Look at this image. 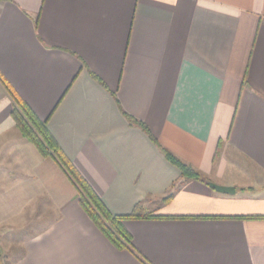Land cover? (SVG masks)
<instances>
[{"label": "crops", "instance_id": "crops-1", "mask_svg": "<svg viewBox=\"0 0 264 264\" xmlns=\"http://www.w3.org/2000/svg\"><path fill=\"white\" fill-rule=\"evenodd\" d=\"M0 74L112 214L153 215L112 245L0 82L11 264H264V0H0Z\"/></svg>", "mask_w": 264, "mask_h": 264}, {"label": "trees", "instance_id": "trees-1", "mask_svg": "<svg viewBox=\"0 0 264 264\" xmlns=\"http://www.w3.org/2000/svg\"><path fill=\"white\" fill-rule=\"evenodd\" d=\"M0 82L4 85L13 100L11 114L16 127L20 130L22 135L37 148L42 156L52 157L62 167L77 190L78 203L81 208L110 243L118 249H128L132 251L131 234L124 228L123 221L127 219L148 218L153 215L147 212L140 203H137L129 214H112L86 180L78 173L72 163L63 154L48 131L46 120H40L36 116L30 107L15 93L1 74ZM127 118L130 122L138 123L130 116H127ZM138 124L149 134L144 124ZM163 152L166 159L180 170L182 178L203 179V175L191 165L181 161L166 149H163ZM169 197L170 195L165 197L164 200H167Z\"/></svg>", "mask_w": 264, "mask_h": 264}, {"label": "rangeland", "instance_id": "rangeland-1", "mask_svg": "<svg viewBox=\"0 0 264 264\" xmlns=\"http://www.w3.org/2000/svg\"><path fill=\"white\" fill-rule=\"evenodd\" d=\"M2 226H0V264H11L13 259L20 253V239L25 236L28 231L35 230L34 228L32 230L20 229L16 225L14 228ZM5 256L7 259H4Z\"/></svg>", "mask_w": 264, "mask_h": 264}, {"label": "water", "instance_id": "water-1", "mask_svg": "<svg viewBox=\"0 0 264 264\" xmlns=\"http://www.w3.org/2000/svg\"><path fill=\"white\" fill-rule=\"evenodd\" d=\"M208 185L217 190L218 192L230 194L234 193V188L232 186H224V185H218L213 182H208Z\"/></svg>", "mask_w": 264, "mask_h": 264}]
</instances>
